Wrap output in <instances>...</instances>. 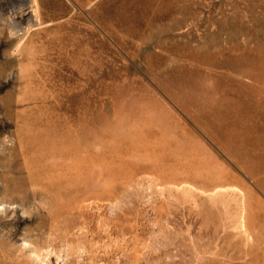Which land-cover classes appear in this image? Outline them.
Segmentation results:
<instances>
[{
	"label": "rangeland",
	"instance_id": "obj_1",
	"mask_svg": "<svg viewBox=\"0 0 264 264\" xmlns=\"http://www.w3.org/2000/svg\"><path fill=\"white\" fill-rule=\"evenodd\" d=\"M0 264H264V0H0Z\"/></svg>",
	"mask_w": 264,
	"mask_h": 264
},
{
	"label": "clouds",
	"instance_id": "obj_2",
	"mask_svg": "<svg viewBox=\"0 0 264 264\" xmlns=\"http://www.w3.org/2000/svg\"><path fill=\"white\" fill-rule=\"evenodd\" d=\"M8 28L11 30L12 33H24V32L26 31V29H27V28H26V29H24V30L21 32V31L17 30L16 27H15V25L12 24V23H10V24L8 25ZM2 140L4 141L5 145H7V146H11L12 138H11L10 136H5Z\"/></svg>",
	"mask_w": 264,
	"mask_h": 264
}]
</instances>
